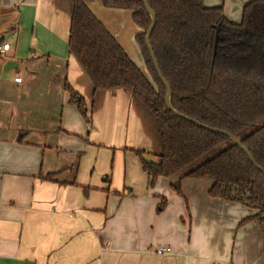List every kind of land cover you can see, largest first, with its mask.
Wrapping results in <instances>:
<instances>
[{
	"label": "crops",
	"instance_id": "0c3cea01",
	"mask_svg": "<svg viewBox=\"0 0 264 264\" xmlns=\"http://www.w3.org/2000/svg\"><path fill=\"white\" fill-rule=\"evenodd\" d=\"M83 1L146 73L132 13ZM250 1L203 0L233 23ZM71 14V0H0V264H264L259 224L239 227L255 212L210 197L211 181L149 187L135 151L160 153L157 124L124 89L93 94Z\"/></svg>",
	"mask_w": 264,
	"mask_h": 264
},
{
	"label": "trees",
	"instance_id": "16d2710c",
	"mask_svg": "<svg viewBox=\"0 0 264 264\" xmlns=\"http://www.w3.org/2000/svg\"><path fill=\"white\" fill-rule=\"evenodd\" d=\"M146 2L156 14L151 45L171 87L173 108L204 126L237 137L264 169V126L242 136L264 118V0L247 3L240 23L229 21L223 6L206 7L203 0ZM71 4L69 55L91 83L93 94L124 89L157 124L160 153L135 151L149 187H154L159 178H167L171 190L183 197L184 180L211 181L210 197L255 212L239 227L257 222L264 233V173L227 136L168 110L166 88L146 46L152 18L144 4L139 0L102 2L106 9L132 13V21L140 29L135 41L146 73L83 0H71ZM65 92L89 122L84 97L68 82Z\"/></svg>",
	"mask_w": 264,
	"mask_h": 264
},
{
	"label": "water",
	"instance_id": "95a60500",
	"mask_svg": "<svg viewBox=\"0 0 264 264\" xmlns=\"http://www.w3.org/2000/svg\"><path fill=\"white\" fill-rule=\"evenodd\" d=\"M140 2H142L146 8V11L148 12V14L151 16L152 18V23L146 33V46H147V49L150 53V56H151V59L153 61V64H154V67L156 69V72L159 76V79L161 80V82L163 83V85L165 86L166 88V97H165V103H166V106L168 108V110L170 112H172L174 115H176L177 117H180V118H183L187 121H190V122H193L195 124H197L198 126L200 127H203V128H206L208 129L209 131L211 132H214V133H219V134H222V135H225L227 136L235 145L239 146L243 152L248 156V158L250 159L251 163L258 169L260 170L261 172L264 173V169L261 168L260 166L257 165L255 159L252 157V155L250 154L249 150L247 148H245L242 143L239 141V139L237 137H235L234 135H231L225 131H222V130H217V129H213V128H210V127H207V126H204L202 125L201 123L197 122V121H193L192 119H190L189 117L177 112L173 106L171 105V101H170V98H171V87L169 85V83L166 81V79L164 78L161 70H160V67H159V64L157 62V59H156V56L154 54V51H153V48H152V45H151V34L155 28V25H156V14L151 10V8L149 7L148 3L146 2V0H139ZM219 42V36L217 34L216 36V42H215V49H214V56L216 54V50H217V44Z\"/></svg>",
	"mask_w": 264,
	"mask_h": 264
},
{
	"label": "rangeland",
	"instance_id": "374dc122",
	"mask_svg": "<svg viewBox=\"0 0 264 264\" xmlns=\"http://www.w3.org/2000/svg\"><path fill=\"white\" fill-rule=\"evenodd\" d=\"M130 27L132 29L133 34H135L136 31L139 32V29L136 26H134L133 24H131ZM262 126H264V118L262 120H260L259 122H257L254 126H252L249 129H247L245 132H243L242 136L249 135L250 133H252L253 131H255L256 129H258V128L262 127Z\"/></svg>",
	"mask_w": 264,
	"mask_h": 264
},
{
	"label": "built area",
	"instance_id": "2783aa9c",
	"mask_svg": "<svg viewBox=\"0 0 264 264\" xmlns=\"http://www.w3.org/2000/svg\"><path fill=\"white\" fill-rule=\"evenodd\" d=\"M10 49V44H3L2 46H0V58H4L6 56V52ZM21 78L18 76L15 78V82H20ZM159 254H164V250L163 249H159L158 250Z\"/></svg>",
	"mask_w": 264,
	"mask_h": 264
}]
</instances>
